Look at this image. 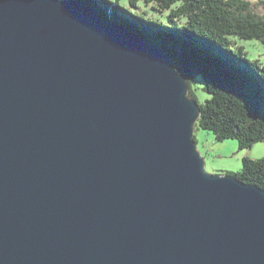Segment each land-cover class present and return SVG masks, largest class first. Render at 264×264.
<instances>
[{"label":"water","instance_id":"obj_1","mask_svg":"<svg viewBox=\"0 0 264 264\" xmlns=\"http://www.w3.org/2000/svg\"><path fill=\"white\" fill-rule=\"evenodd\" d=\"M176 69L100 1L0 0V264H264V190L205 169Z\"/></svg>","mask_w":264,"mask_h":264},{"label":"trees","instance_id":"obj_2","mask_svg":"<svg viewBox=\"0 0 264 264\" xmlns=\"http://www.w3.org/2000/svg\"><path fill=\"white\" fill-rule=\"evenodd\" d=\"M96 1L128 17L145 37L165 47L188 81L198 65L179 49L181 42L222 55L225 64L202 71L209 97L199 103L195 128L211 131L216 140L236 139L242 149L264 140V58L252 49L253 43H264V0ZM217 33L231 41L216 43ZM188 95L195 98L191 90ZM230 174L264 190V157L246 156L240 170Z\"/></svg>","mask_w":264,"mask_h":264},{"label":"rangeland","instance_id":"obj_3","mask_svg":"<svg viewBox=\"0 0 264 264\" xmlns=\"http://www.w3.org/2000/svg\"><path fill=\"white\" fill-rule=\"evenodd\" d=\"M113 2V1H112ZM151 16V12H147ZM156 17V15H153ZM219 40L216 43H221L222 40L230 42L222 34H216ZM237 46V45H235ZM252 49L260 52L261 57L264 58V43H253ZM233 49V48H232ZM189 89L195 96V100L203 104L209 94L203 89L204 81L200 73H196L189 81ZM193 127V134L196 140V147L200 152L205 169L212 173H233L240 170L242 166V158H261L264 157V140L255 142L248 148H239L236 139L225 138L223 140H216L213 133L209 130H203Z\"/></svg>","mask_w":264,"mask_h":264}]
</instances>
